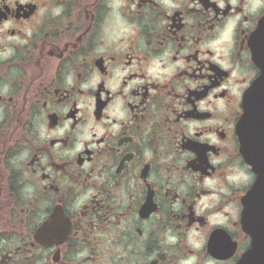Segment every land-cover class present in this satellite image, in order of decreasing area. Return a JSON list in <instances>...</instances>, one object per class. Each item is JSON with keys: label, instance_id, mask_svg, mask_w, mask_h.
<instances>
[{"label": "flooded vegetation", "instance_id": "flooded-vegetation-1", "mask_svg": "<svg viewBox=\"0 0 264 264\" xmlns=\"http://www.w3.org/2000/svg\"><path fill=\"white\" fill-rule=\"evenodd\" d=\"M264 0H0V264H264Z\"/></svg>", "mask_w": 264, "mask_h": 264}, {"label": "water", "instance_id": "water-1", "mask_svg": "<svg viewBox=\"0 0 264 264\" xmlns=\"http://www.w3.org/2000/svg\"><path fill=\"white\" fill-rule=\"evenodd\" d=\"M262 180H264V177H263V176H262V179L260 180L259 184H261V183H262Z\"/></svg>", "mask_w": 264, "mask_h": 264}]
</instances>
